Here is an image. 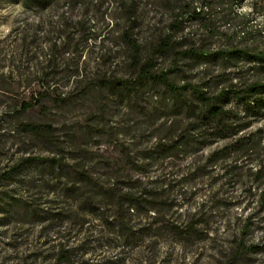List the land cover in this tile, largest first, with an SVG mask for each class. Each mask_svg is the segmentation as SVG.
Returning <instances> with one entry per match:
<instances>
[{
	"label": "rangeland",
	"instance_id": "obj_1",
	"mask_svg": "<svg viewBox=\"0 0 264 264\" xmlns=\"http://www.w3.org/2000/svg\"><path fill=\"white\" fill-rule=\"evenodd\" d=\"M130 1L0 0V264H264V204L247 171L259 157L210 166L212 145L163 161L184 124L157 116L155 90L101 85L136 76L124 32L142 55L169 32L174 1L133 0V21ZM172 33L157 63L176 65L175 79L204 70L176 50L223 45L195 25ZM27 157L38 160L14 166ZM125 192L146 195L130 205Z\"/></svg>",
	"mask_w": 264,
	"mask_h": 264
},
{
	"label": "trees",
	"instance_id": "obj_2",
	"mask_svg": "<svg viewBox=\"0 0 264 264\" xmlns=\"http://www.w3.org/2000/svg\"><path fill=\"white\" fill-rule=\"evenodd\" d=\"M33 1L40 5L50 0ZM172 1L175 4L171 8L169 32L144 55L141 43L129 32L123 33V40L132 52L135 78L100 83L113 89L134 86L155 90L157 116L174 120L173 129L178 123L184 124L169 144L159 147L163 161L179 157L186 148L195 152L212 145L217 147L209 153L210 166L227 161L229 155L236 157L235 162L244 156H258V161L248 166L247 171L251 185L261 193L260 201L264 204V0ZM127 11L129 20L133 21L136 12L133 0L128 2ZM194 25L205 36L222 40L223 45L210 49L192 44L176 50L175 59L188 64L189 70L200 66L204 70L195 72L194 77L181 75L175 79L178 67L159 69L157 60L173 46L172 32ZM35 105L37 100L23 101L18 110L26 111ZM29 128L40 132L37 127ZM149 158L150 155L145 157ZM30 160L38 158L27 157L14 166ZM227 167L242 168V165H227L225 170ZM145 195L146 192H125L120 196L122 201L138 205ZM249 225L250 220L245 228ZM258 248L245 247L249 251ZM70 254L69 248L61 246L56 259L64 263Z\"/></svg>",
	"mask_w": 264,
	"mask_h": 264
}]
</instances>
